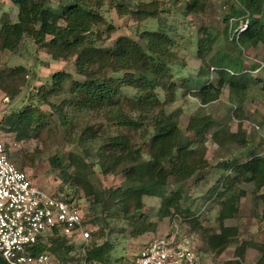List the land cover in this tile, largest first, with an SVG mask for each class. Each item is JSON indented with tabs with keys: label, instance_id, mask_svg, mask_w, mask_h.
Instances as JSON below:
<instances>
[{
	"label": "trees",
	"instance_id": "trees-1",
	"mask_svg": "<svg viewBox=\"0 0 264 264\" xmlns=\"http://www.w3.org/2000/svg\"><path fill=\"white\" fill-rule=\"evenodd\" d=\"M17 8L16 18L0 15V52L15 53L24 38L30 39L37 49L44 51L54 61L74 59L75 72L83 77L73 80L66 72L50 76L49 85H42L36 92V103L21 111L13 112L4 121L8 131L17 140L36 139L45 142L52 137L55 119L66 131L69 125L67 109L72 112H102L115 129L106 134V129L91 131L89 127L76 133L67 141L80 148L87 157L88 142L102 136L94 158L87 161L75 153H69L67 163L52 156L49 162L59 167L61 177L74 190L92 198V204L107 209L114 205L122 218L128 220L131 235L155 233L156 226L147 221L141 213L142 198L160 199L159 218L178 215L196 235L199 233L206 250L219 256L236 241L237 229L224 224L238 210L240 198L246 195L241 184H251L255 201L264 205V151L251 153L247 159L236 158L216 165L222 174L217 186L210 194L215 198L219 211L218 230L203 227L198 216L181 206L182 186L193 176L201 178L209 163L206 159L204 135L214 126L213 119L198 112L190 117L186 131L195 137V144L189 141L177 124V113L166 115L164 108L176 100L177 91L184 89L201 105L219 99L223 89L231 94L243 95L250 86L260 84L264 93V75L252 76L258 65L243 61V54L262 47L264 50V0H238L228 2L223 16L224 29L212 34L200 28L195 57L204 67L197 71L194 79H185L176 84L173 78L184 66L176 64L178 46L176 40L163 31H145L144 46L129 37H119L113 46L104 47L100 27L106 26L107 35L114 32L110 21L103 16V7L115 8L120 16H130L136 21L159 16L158 2H137L133 7L124 6L118 0H8ZM181 4L185 15L203 11L201 0H172ZM244 23L243 29H238ZM220 36L227 42L223 49L214 50ZM264 66V56L263 62ZM211 69V73L208 70ZM215 74L216 83L209 79ZM28 72L23 66L0 68V91L8 99H14L27 83ZM161 92V95L158 93ZM131 93L128 94L127 92ZM64 96L59 103L51 101ZM241 99V98H240ZM242 101L239 100V103ZM37 104V106H36ZM45 107L47 113L40 109ZM132 113L136 114L135 116ZM240 106L235 111L239 117ZM55 117V118H54ZM100 132V133H99ZM68 137V132L66 131ZM141 139L140 144L135 141ZM70 139V140H69ZM211 141L221 149H245L249 146L245 131L238 127L230 131L226 125L216 129ZM98 167L102 175L123 176L121 185L114 189L97 192L90 181L93 168ZM71 171L68 173L67 169ZM219 169V168H218ZM170 182L174 185L169 190ZM83 224L85 223V217ZM85 255H71L74 245L64 237L50 238V245L38 244V253L46 251L56 255L59 264H111L114 245L104 239V229L90 231ZM198 236V235H197ZM252 248L261 253L258 264H264V244L242 242L235 248L234 259L225 264H243L244 252ZM0 264H6L0 257Z\"/></svg>",
	"mask_w": 264,
	"mask_h": 264
},
{
	"label": "rangeland",
	"instance_id": "rangeland-1",
	"mask_svg": "<svg viewBox=\"0 0 264 264\" xmlns=\"http://www.w3.org/2000/svg\"><path fill=\"white\" fill-rule=\"evenodd\" d=\"M157 1L161 12L156 18H148L142 21H136L130 16H120L117 9L109 8V2L102 9L103 16L110 21L114 27V32L108 36L106 26L100 27L102 41L99 43L104 47H111L115 41L126 36L134 40L136 43L144 46L142 40L145 31H163L168 37L176 40L180 50L178 51V60L176 64L182 66L178 74L175 75L173 81L181 84L185 79H194L197 71L204 67L202 61L195 57L197 39L200 37V28L208 29L213 35L219 34L224 29L223 16L226 14L227 3L238 0H201L204 3V10L185 15L181 10V4L174 5L172 0H118L124 6L133 7L137 2L150 3ZM8 14L14 21L16 18L17 8L8 0H0V15ZM244 23H240L239 30L243 29ZM227 42L224 37L220 36L214 46V50L223 49ZM264 50L262 47L252 49L243 54V61L251 62L258 65V70L252 73L254 77L264 75L263 63ZM23 66L28 72L27 83L21 88L19 94L14 99H8L4 93L0 91V142L5 145L11 162L20 170L25 172L35 186L47 194H59L64 198L75 201L85 217L84 225L87 226L89 232H95L98 229H104L105 237L98 241L107 239L114 245L111 253V264H127L130 263L138 253V250L149 240L166 234L170 228V218H159L160 199L144 196L142 198L143 208L141 213L146 217L147 221L155 224L156 230L152 235L146 233L138 237L131 235V227L128 226L126 219L122 218L118 209L114 205H110L106 210L101 205L92 204V198L88 199L84 196L83 191L79 190L74 194L73 187L66 182L60 175V168L52 166L49 159L57 155L61 158L62 163L66 164V157L69 153H75L81 157H85L87 161L93 160L97 146L103 140L102 136L94 142H88L89 154L86 157L78 147V145L67 141L73 138L76 133H80L86 127L91 131L106 129V134H114L115 129L108 123L105 115L88 111L72 112L67 109L69 125L66 131L60 126L55 119V127L52 137L42 142L36 139L17 140L12 132L8 131V125L4 123L6 117L13 112L21 111L26 106H33L36 103V92L42 85H49L50 76L57 72H66L72 76L73 80H82L83 77L75 72L74 59L67 61H54L44 51L39 50L33 42L24 38L18 50L15 53L0 52V68ZM208 72H212L211 69ZM209 73V79L216 83L215 74ZM184 89L177 91L176 100L170 106L164 108L166 115L175 111L177 113V124L183 131L185 137L195 144V137L192 133L186 131L187 123L190 117L195 116L198 112L209 115L214 126L204 135V145L206 146V159L209 163L208 168L202 172V177L193 176L182 186L181 206L188 209L189 213H193L199 218V222L203 227L218 230L219 224L217 215L219 206L215 198L210 197L213 189L217 186L222 170L216 165L222 161H229L236 158L245 160L249 157L250 152L261 154L264 151V93L260 90V84L250 86L242 96L236 93L231 94L228 88L223 89L219 99L207 105H201L195 98L189 94H184ZM128 94L131 92L128 91ZM161 95V92L158 90ZM64 96L54 97L51 101L55 104L59 103ZM241 98V99H240ZM239 100L242 102L239 103ZM37 106V104H36ZM240 106L239 117L235 116L236 109ZM40 109L47 113L45 107ZM133 116L136 114L132 113ZM55 118V117H54ZM226 125L230 131H235L240 126L245 131V135L249 146L245 149L226 148L221 149L214 144L210 137L212 133L220 126ZM100 133V132H99ZM70 140V139H69ZM139 144L141 139L138 138ZM70 168L67 169L69 173ZM94 189L101 193L108 190L118 188L123 176L102 175L98 167L93 168L90 175ZM170 182L169 190L173 188ZM244 189L246 195L240 198L238 210L231 215L224 224L237 229L236 241L226 248L221 255L214 256L213 253H204L206 247L198 233V245L201 250V258L208 264H225L229 260H233L235 248L242 242H254L264 244V205L255 201V194L252 193L251 184H241L239 186ZM185 224L181 225L183 227ZM180 226V225H179ZM183 229V228H181ZM188 232L190 231L188 228ZM89 241V240H88ZM88 245V244H87ZM81 255L77 247L71 252L72 256ZM261 253L252 248H247L244 252L243 264H258ZM48 264H59V258L49 255Z\"/></svg>",
	"mask_w": 264,
	"mask_h": 264
},
{
	"label": "built area",
	"instance_id": "built-area-1",
	"mask_svg": "<svg viewBox=\"0 0 264 264\" xmlns=\"http://www.w3.org/2000/svg\"><path fill=\"white\" fill-rule=\"evenodd\" d=\"M82 218L74 200L35 186L0 142V257L6 264H48V253L35 248L58 236L84 256L90 232ZM183 224L180 216H172L167 233L145 243L127 264H208L201 258L197 235Z\"/></svg>",
	"mask_w": 264,
	"mask_h": 264
}]
</instances>
